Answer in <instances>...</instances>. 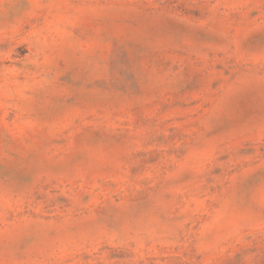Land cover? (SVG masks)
<instances>
[{"label":"rangeland","instance_id":"1","mask_svg":"<svg viewBox=\"0 0 264 264\" xmlns=\"http://www.w3.org/2000/svg\"><path fill=\"white\" fill-rule=\"evenodd\" d=\"M0 264H264V0H0Z\"/></svg>","mask_w":264,"mask_h":264}]
</instances>
